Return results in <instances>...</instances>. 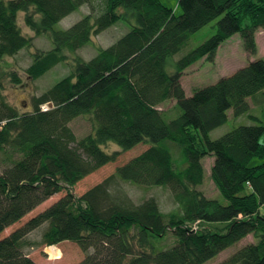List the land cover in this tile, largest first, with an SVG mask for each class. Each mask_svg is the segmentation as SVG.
I'll return each mask as SVG.
<instances>
[{
  "label": "trees",
  "instance_id": "16d2710c",
  "mask_svg": "<svg viewBox=\"0 0 264 264\" xmlns=\"http://www.w3.org/2000/svg\"><path fill=\"white\" fill-rule=\"evenodd\" d=\"M83 5L90 12L67 29L55 26ZM181 13L162 0H0V60L33 45L19 24L50 37L53 48L34 54L26 72L33 80L68 52L123 22L129 30L90 60L74 59L69 75L18 112L5 101L0 77V154L11 163L0 175V233L57 193L66 194L0 240V264H38L25 248L76 242L86 253L77 264H205L253 234L256 241L218 264H264V120L240 125L217 139L212 130L264 103V58L249 61L215 83L187 95L185 71L235 34L257 53L264 28V0H178ZM212 24L215 33L179 54L191 36ZM5 75L21 84L16 71ZM2 76V75H1ZM175 100L173 112L160 108ZM53 103L44 110L42 105ZM255 106V105H254ZM178 113V114H177ZM177 114V115H176ZM91 119L93 131L78 139L70 122ZM150 146L81 196L73 187L120 151ZM172 145V146H171ZM179 146V159L173 155ZM172 148V149H171ZM206 157L223 200L199 190ZM169 188L178 204L165 212L154 196L135 203L122 183ZM44 227L39 242L27 239ZM176 242L158 249L168 233ZM44 246V247H45Z\"/></svg>",
  "mask_w": 264,
  "mask_h": 264
},
{
  "label": "rangeland",
  "instance_id": "374dc122",
  "mask_svg": "<svg viewBox=\"0 0 264 264\" xmlns=\"http://www.w3.org/2000/svg\"><path fill=\"white\" fill-rule=\"evenodd\" d=\"M162 1L165 4L173 7L177 13H181V9L177 6L178 0ZM89 12L90 6L83 5L78 10L63 18L55 26V28L67 29L74 23L79 21L82 17L87 15ZM19 24L22 31L27 36L33 37V45L31 47L22 49L14 56H8L5 59L0 60V77L5 86L2 92L5 101L14 106L20 113L33 110L34 99L36 97L41 96L62 78L69 75V73L71 72V65L75 62V57L81 56L86 60H90L97 54V47L110 46L129 30L128 25L123 22H119L111 26L100 34L94 35L91 42L78 49L76 52H68V61L56 64L43 76L33 80L28 76L26 70L33 63L34 54L37 52H48L53 48V43L48 35H36L34 31H32L26 25L24 12L20 13ZM214 33L215 28L212 26V24H209L206 27L202 28L200 31L193 34L188 46H186L179 54H177V58H180L189 50L203 43ZM256 42L258 49L257 53L253 55L245 48L244 41L241 35L235 34L219 47L216 58L213 61H208L207 59L203 58L191 65V67H189V69L185 71V74L182 78V84L186 90L187 95H191L193 93V90L198 87H203L215 83L221 77L234 73L237 69L245 66L251 60L264 58V28H260L257 30ZM9 71H16L18 73L22 80L21 84H15L9 79L8 75H5V73ZM175 104L176 101L171 100L165 104H162L160 108L167 111V113L173 112L176 109ZM44 105L48 106V103H45ZM254 105L252 107L253 109L250 112L239 117L232 116L225 124L212 130L210 133V137L212 139H217L237 126L258 123V121H255L254 118L251 117V115L264 120V103H258ZM70 126L78 139L84 138L93 131L91 119L84 116H80L72 120L70 122ZM261 142L264 143V134L261 137ZM149 146L150 144L143 142L125 151L114 143H108L107 145H105V148L110 153L120 151V155L118 156L117 160L98 168L96 171L80 180L72 188L74 194L77 196H81L88 189L92 188L93 186L97 185L98 183L102 182L107 177L112 175L116 171L118 166L127 163L131 158L139 155ZM173 146V155H177V158L179 159V151L181 149L177 145ZM213 159V157L205 158V179L203 183L198 186V188L210 198L223 200L221 191L218 189L211 176ZM263 162L264 155H257L253 157L252 165H258ZM10 165L11 163L7 160H4L3 155L0 154V175L5 170V168ZM122 185L128 191L129 195H131V198L135 203H140L145 198L154 196L159 201L163 211L170 212L178 208V204L174 200L173 194L169 188L161 186L136 185L129 182L122 183ZM65 194L66 191H62L43 202L33 211L28 213L25 217H23L19 222L13 224L5 231L0 233V240L23 226L30 218L48 208ZM44 229L45 228L42 227L33 231L28 235L27 239L31 242H39L42 238ZM255 241V237L253 236V234H251L244 238L242 241L226 248L217 256L207 261L205 264H218L229 258L244 245ZM175 242L176 238L170 232L166 236H164L161 242H159L160 245L158 246V249L171 247L175 244ZM44 246L45 245L36 244L34 246L25 248V250L28 255H30V257H32L38 264H77L82 261L87 255V253L76 242L65 241L58 244L59 247L57 251L59 256L55 259H50L49 257L47 258Z\"/></svg>",
  "mask_w": 264,
  "mask_h": 264
},
{
  "label": "built area",
  "instance_id": "2783aa9c",
  "mask_svg": "<svg viewBox=\"0 0 264 264\" xmlns=\"http://www.w3.org/2000/svg\"><path fill=\"white\" fill-rule=\"evenodd\" d=\"M42 108L44 110L49 109V107L46 105H43ZM58 247L59 246L56 244L45 246L44 250H45V253L47 254V258L49 257L50 259H55L56 257H58L59 256L58 251H57Z\"/></svg>",
  "mask_w": 264,
  "mask_h": 264
},
{
  "label": "water",
  "instance_id": "95a60500",
  "mask_svg": "<svg viewBox=\"0 0 264 264\" xmlns=\"http://www.w3.org/2000/svg\"><path fill=\"white\" fill-rule=\"evenodd\" d=\"M48 106H49V108L53 107V103L52 102H49L48 103Z\"/></svg>",
  "mask_w": 264,
  "mask_h": 264
}]
</instances>
